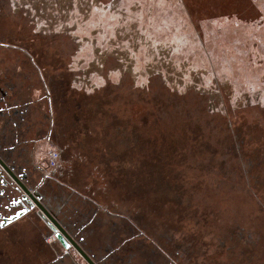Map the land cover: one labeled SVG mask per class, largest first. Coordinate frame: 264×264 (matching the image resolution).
I'll return each mask as SVG.
<instances>
[{
    "label": "rangeland",
    "instance_id": "obj_1",
    "mask_svg": "<svg viewBox=\"0 0 264 264\" xmlns=\"http://www.w3.org/2000/svg\"><path fill=\"white\" fill-rule=\"evenodd\" d=\"M8 1V7L2 9L6 17H18L16 6L32 2L38 5L40 17L46 14V5L43 8L40 1ZM53 1L49 17H70L68 25L76 29L75 37L87 47L76 55L77 61H83L80 66L74 61L75 68L85 70L93 60L99 64L101 52L112 51L114 56H123L120 63L131 69V76L136 73L137 89L129 88L130 80L126 78L114 91L118 93L114 105L108 107L143 122L145 136L154 145L147 149L154 152L144 162L139 157L134 159L131 153L124 179L137 185V180H142L145 186L140 190L151 187V193L145 195L150 199L148 205L157 210L163 202L165 212L167 195L164 198L160 194L159 183L154 181L163 173L173 186H182L180 195L179 189H173L181 197L183 221L190 234L207 233L216 246L223 239L224 250L228 246L225 237L234 239L238 232L246 239L247 247V242L255 244L246 264H264V171L252 166L247 175L237 162L239 151H245L252 154V162L258 160L264 168V0L261 4L255 0V4L247 0ZM223 11L230 14L223 16ZM237 12L243 17H237ZM83 17L85 27L83 20L79 21ZM41 44L53 51L46 54L51 61L68 53L45 39ZM65 57L69 62L71 57ZM68 62L58 65L57 71L67 75L66 67L72 60ZM151 69L161 71L176 92L158 83ZM104 73L109 74L112 83L121 80V73L114 69ZM105 78L100 71L93 72L86 87L104 86ZM73 85L83 86L78 81ZM190 91V95H180ZM59 112L72 118L61 107ZM63 133L58 134L59 145L78 157L70 162L85 165L88 173L97 171L105 187L110 188L102 194L116 196L119 187L103 174L100 162L92 161L86 150L81 151L83 148L66 142ZM43 145L44 152L51 148L47 154L50 165L51 153L60 151ZM155 155L163 165L151 159ZM61 161L59 158L57 167ZM59 168L63 170L64 165ZM257 171L263 176L261 182H250L248 179ZM118 196L120 207L131 205L129 198H122L125 194ZM246 246L241 242L238 252Z\"/></svg>",
    "mask_w": 264,
    "mask_h": 264
},
{
    "label": "flooded vegetation",
    "instance_id": "obj_2",
    "mask_svg": "<svg viewBox=\"0 0 264 264\" xmlns=\"http://www.w3.org/2000/svg\"><path fill=\"white\" fill-rule=\"evenodd\" d=\"M39 1L43 8L46 5L41 17L33 2L17 3L18 17H6L2 9L9 1L0 0V264H246L255 244L247 242V247L238 232L234 239L225 237L228 246L224 250L223 239L216 246L207 233L188 232L179 196L182 186H173L163 173L154 181L159 183L160 194L167 195L165 212L163 202L157 210L148 205L150 199L145 195L151 187L140 190L145 184L128 185L131 205L121 208L95 204L84 193L78 195L64 186L59 167L64 165L65 146L60 147L58 134L65 125L55 101V92L60 96L63 92L55 84L65 89L71 80L72 85L78 81L84 86L93 72L106 77L109 74L104 72L111 69L119 74L131 69L123 68L122 55L114 56L112 51L101 52L99 64L93 60L85 70L75 68L76 55L87 48L85 42L75 37L76 29L68 25L70 17H49L53 0ZM85 18L79 19L84 27ZM43 39L52 45L58 41L57 46L68 53L63 58L55 55L51 61L46 54L53 51L41 44ZM65 56L72 60L66 67L68 76L63 74L64 79L58 80L53 76L48 81L50 74L43 70L68 62ZM45 62L50 66L43 67ZM43 142L60 151L58 167L49 166L51 148L44 152ZM157 158L160 166L163 160ZM12 216L16 218L5 222ZM52 225L61 227L69 247L59 241ZM241 242L246 247L238 252Z\"/></svg>",
    "mask_w": 264,
    "mask_h": 264
},
{
    "label": "trees",
    "instance_id": "obj_3",
    "mask_svg": "<svg viewBox=\"0 0 264 264\" xmlns=\"http://www.w3.org/2000/svg\"><path fill=\"white\" fill-rule=\"evenodd\" d=\"M255 1L258 4H261L262 2L260 0H255ZM247 2L251 4H255L253 0H247ZM228 12L229 11H223V16L229 15L230 13ZM236 16L243 17L242 14L238 12ZM43 64H44L43 67L50 66L48 62H45ZM151 70H155V69H151ZM43 72H47L50 74L47 75L48 81H51L49 80L50 77L54 76V79L58 80L59 77H62L61 75L63 74L65 75L64 72H58L57 68L53 66L51 67V70L46 69L43 70ZM152 73L155 74L151 76L155 77V80L158 81V83L162 84L164 88L167 87L169 90L174 89L172 87L173 85L171 86L168 84V82L166 83L164 81L165 79L163 78L161 71L155 70ZM135 76L136 73L135 75L132 74L131 76L130 73L128 72L125 73L122 72L121 78H123V80L121 79L117 83L116 82L112 83L110 81V77L106 76L105 78L106 83L104 86H97L90 84L89 89L87 87L76 88L74 87V85H72L71 80L69 81L70 82L69 84H71V86L68 85V87L66 86L65 89H62L60 85L55 84V87L62 90L63 92V96H60L58 92H55V94L58 95L57 97H55V99L60 98V101L55 100L56 104H58L59 108L61 107L63 109L65 114L69 113V115L70 114L72 115V118L69 117L68 115L60 116L63 120V125H65V128L63 130V132H65V135H67V139L65 141L69 142L70 145L75 147L78 146V144L80 146L83 144H85V146L87 145L85 148L86 150L85 152L90 154L88 156H90L96 162L99 161L102 163L101 165L103 166V170H104L103 174H107L111 176L113 175V177H116V175H118L116 178L119 179L121 182L125 181L123 179L127 171L126 169H124V167L127 161H130V157L132 156L131 153H134L133 156L134 159L139 157L141 159L140 162H144L145 160L149 159V156H151V154L154 152L152 150L147 149L148 147H153L154 145L152 146V140L147 139L145 136V133L142 129V126L144 125L143 122L140 123L139 120L134 121V117L132 115L130 116L125 115L119 112V110L113 109L112 107H108L109 105L110 106L114 105V102L117 99V95H118V93H114V91H116V89L121 87L122 85L121 83L126 82V78L130 80L129 88L137 89L135 87L136 84ZM60 81L61 79L58 82ZM85 84L89 85V81H86ZM174 92H176V89H174ZM190 93L191 91L180 93V95L183 97L187 94L190 95ZM66 102L68 103V105ZM59 108H57L58 111ZM142 120L144 119L142 118ZM146 123L147 122H145V124ZM202 138L203 137L201 136L200 139ZM239 138L241 141L240 136ZM132 140L134 141L130 142ZM242 143H243V139H242ZM128 145H132V147H128ZM81 151L84 152V150ZM157 151H158L157 153H159V151L161 150H157ZM157 157L158 156L155 155V158ZM155 158H151V159L157 163ZM252 159L253 157L251 153H246L245 151H241L240 153L239 151L237 162L240 163L238 165L240 166V168L243 169V171L246 172L247 175H249L248 174L249 168L252 166L253 168L256 167V169L259 168L260 169L259 171L263 172L264 168L260 167L261 165H259V161L256 160L255 162H252ZM116 162L119 163V166L115 165L117 164ZM106 165H108V171L104 169ZM110 165L113 166V172L109 171V168L112 167ZM236 170L238 173H240L239 172L240 170L237 167ZM142 173L143 172L138 174V178L139 176L142 175ZM261 177L263 176H260L257 171V173L255 175L253 174L251 179L249 178L248 180L250 182L251 180L258 181V183H260L262 180ZM95 178L99 179L101 178V175L97 172L95 174ZM137 181L139 186H143L142 180H137Z\"/></svg>",
    "mask_w": 264,
    "mask_h": 264
},
{
    "label": "crops",
    "instance_id": "obj_4",
    "mask_svg": "<svg viewBox=\"0 0 264 264\" xmlns=\"http://www.w3.org/2000/svg\"><path fill=\"white\" fill-rule=\"evenodd\" d=\"M86 86L87 85L84 84V86H82V87L86 88ZM76 88H78V87H76ZM43 144H46V142H43ZM61 145H64V144H61ZM40 146H42V142L40 143ZM81 146L78 144V146H76V148H83V150L85 151V148H86L85 144H83ZM128 147H132V145H128ZM66 148L64 149L63 154H62V160H63V164H64V169L62 172H64L63 176L65 177V185L64 186L70 191L76 190L78 195H81L84 193L83 195H85L89 199H93V201H95V204H101L102 206H106V207H110V208H115V207L121 208L119 205V202H118V198H119L118 195L123 193L126 195L123 196L122 198H125V197L128 198V195L132 193V190H130L128 188V185H130L131 182L129 180H125V179H123L125 181L121 182L119 179L116 178L118 175L115 174L116 177H113V175L111 176V175L106 174V176H109V178L111 180H113L112 182H114L116 184V186L119 188L117 189L118 192H115V193L113 192L114 194H116V196L112 195L111 193H110V195L102 194L103 192L107 193L108 192L107 189L109 188V187H105V184H103L102 177L99 179H96L95 174L97 173V171L91 170L90 173H88V172H86L87 169H86L85 165H82L79 162H77L75 164L71 163L70 161H72L73 157L76 158L77 156L75 153L74 154H68L66 152ZM70 150H71V148L69 149V151ZM45 151H47V148L45 149ZM91 160L93 161L94 159L91 158ZM109 162H111V161H109ZM129 162L130 161H127V163H129ZM101 164L102 163L100 162V165ZM115 165L119 166V163H117ZM110 166H112V165H110ZM104 169H106V171H108V165H106L104 167ZM109 171L113 172V166L111 168H109ZM109 200H110V203H105V205H103L104 201L107 202ZM87 205H90V204L87 203ZM107 205H109V206H107Z\"/></svg>",
    "mask_w": 264,
    "mask_h": 264
},
{
    "label": "water",
    "instance_id": "obj_5",
    "mask_svg": "<svg viewBox=\"0 0 264 264\" xmlns=\"http://www.w3.org/2000/svg\"><path fill=\"white\" fill-rule=\"evenodd\" d=\"M16 218V216H12L8 219L5 220V222H10L12 220H14ZM55 222V221H54ZM1 224V223H0ZM2 226V224H1ZM58 228L62 231L61 227L59 225H57ZM52 228L54 230H56V236L59 239V241L65 246V247H69V243L67 242L66 238L64 237V235L62 234V232L56 227V225H52Z\"/></svg>",
    "mask_w": 264,
    "mask_h": 264
},
{
    "label": "built area",
    "instance_id": "obj_6",
    "mask_svg": "<svg viewBox=\"0 0 264 264\" xmlns=\"http://www.w3.org/2000/svg\"><path fill=\"white\" fill-rule=\"evenodd\" d=\"M58 159H59V153L57 152H53L51 153V160H52V163H50V167H57V164H58Z\"/></svg>",
    "mask_w": 264,
    "mask_h": 264
}]
</instances>
